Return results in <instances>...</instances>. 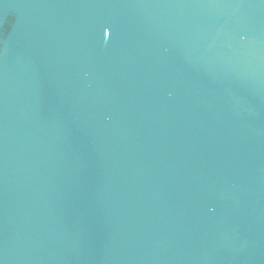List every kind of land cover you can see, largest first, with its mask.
<instances>
[{
	"label": "water",
	"instance_id": "obj_1",
	"mask_svg": "<svg viewBox=\"0 0 264 264\" xmlns=\"http://www.w3.org/2000/svg\"><path fill=\"white\" fill-rule=\"evenodd\" d=\"M0 264H264V0H0Z\"/></svg>",
	"mask_w": 264,
	"mask_h": 264
},
{
	"label": "snow or ice",
	"instance_id": "obj_2",
	"mask_svg": "<svg viewBox=\"0 0 264 264\" xmlns=\"http://www.w3.org/2000/svg\"><path fill=\"white\" fill-rule=\"evenodd\" d=\"M105 29H107V30L109 31V29H108V28H105ZM105 29H104V31H105Z\"/></svg>",
	"mask_w": 264,
	"mask_h": 264
}]
</instances>
